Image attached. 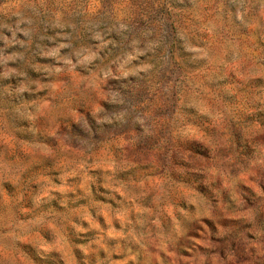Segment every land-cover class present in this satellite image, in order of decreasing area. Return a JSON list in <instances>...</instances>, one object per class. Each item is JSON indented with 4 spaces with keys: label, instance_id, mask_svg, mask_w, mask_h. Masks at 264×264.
<instances>
[{
    "label": "rangeland",
    "instance_id": "1",
    "mask_svg": "<svg viewBox=\"0 0 264 264\" xmlns=\"http://www.w3.org/2000/svg\"><path fill=\"white\" fill-rule=\"evenodd\" d=\"M0 264H264V0H0Z\"/></svg>",
    "mask_w": 264,
    "mask_h": 264
}]
</instances>
